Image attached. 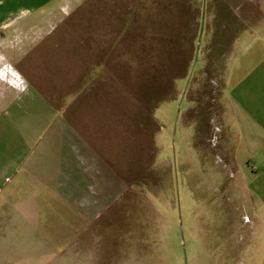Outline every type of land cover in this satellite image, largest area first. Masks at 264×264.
Listing matches in <instances>:
<instances>
[{"label":"rangeland","instance_id":"1","mask_svg":"<svg viewBox=\"0 0 264 264\" xmlns=\"http://www.w3.org/2000/svg\"><path fill=\"white\" fill-rule=\"evenodd\" d=\"M44 12L65 18L44 44L51 99L112 174L97 176L112 198L91 203L80 250H60L62 264L73 252L93 264H221L250 164L232 90L264 51V27L252 26L264 0H85ZM29 205L16 203L17 215ZM49 214L47 224L65 220Z\"/></svg>","mask_w":264,"mask_h":264},{"label":"crops","instance_id":"2","mask_svg":"<svg viewBox=\"0 0 264 264\" xmlns=\"http://www.w3.org/2000/svg\"><path fill=\"white\" fill-rule=\"evenodd\" d=\"M84 2L0 0V264H62L60 250L79 249L76 234L96 216L91 203L112 198L111 182L106 193L97 180L98 175L107 176L108 169L112 178L110 168L102 161L98 164V154L66 126L63 109L57 108L49 88L54 73H44L47 33L65 19L44 11L75 12ZM254 15L252 26L264 27L263 18L258 22V13ZM237 20L244 23L241 17ZM258 53L252 63L236 70L240 76L232 90L250 164L239 169L247 193L239 202L234 241L228 243L227 259L221 264H264L263 49ZM62 102L69 103L65 98ZM18 202L30 204L25 215H17ZM51 211L65 220L47 224ZM42 212L44 223L35 222ZM18 217L26 222L30 217L32 227H20ZM237 233L246 235L241 243ZM67 255L70 264H93L90 258L77 261L79 254L74 252Z\"/></svg>","mask_w":264,"mask_h":264},{"label":"water","instance_id":"3","mask_svg":"<svg viewBox=\"0 0 264 264\" xmlns=\"http://www.w3.org/2000/svg\"><path fill=\"white\" fill-rule=\"evenodd\" d=\"M198 50H199V48H198ZM196 59H197V57H196ZM184 249H185V247H184Z\"/></svg>","mask_w":264,"mask_h":264}]
</instances>
